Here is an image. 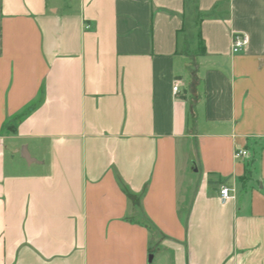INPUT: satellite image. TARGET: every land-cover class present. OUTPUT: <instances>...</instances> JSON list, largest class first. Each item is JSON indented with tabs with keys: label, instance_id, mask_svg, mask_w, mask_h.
<instances>
[{
	"label": "crops",
	"instance_id": "0c3cea01",
	"mask_svg": "<svg viewBox=\"0 0 264 264\" xmlns=\"http://www.w3.org/2000/svg\"><path fill=\"white\" fill-rule=\"evenodd\" d=\"M0 264H264V0H0Z\"/></svg>",
	"mask_w": 264,
	"mask_h": 264
},
{
	"label": "built area",
	"instance_id": "2783aa9c",
	"mask_svg": "<svg viewBox=\"0 0 264 264\" xmlns=\"http://www.w3.org/2000/svg\"><path fill=\"white\" fill-rule=\"evenodd\" d=\"M247 43V37L244 34H233L232 40H231V51L237 52L240 51ZM174 92L178 91V83L175 81L172 87ZM245 154V150L243 149H237L234 152L235 157H239L241 155ZM231 189H229L226 186H221L219 190V196L221 200L225 201L229 198H232V194L230 193Z\"/></svg>",
	"mask_w": 264,
	"mask_h": 264
},
{
	"label": "trees",
	"instance_id": "16d2710c",
	"mask_svg": "<svg viewBox=\"0 0 264 264\" xmlns=\"http://www.w3.org/2000/svg\"><path fill=\"white\" fill-rule=\"evenodd\" d=\"M31 109V105H29L26 109H25V115L28 113V111H30ZM239 179H245V176L240 177ZM133 207L135 208V210H139V206H137V204H133ZM142 218L141 223L147 228L149 234H150V238L152 239V237L157 233V229L155 228V226L153 225V223L146 218L144 215Z\"/></svg>",
	"mask_w": 264,
	"mask_h": 264
},
{
	"label": "water",
	"instance_id": "95a60500",
	"mask_svg": "<svg viewBox=\"0 0 264 264\" xmlns=\"http://www.w3.org/2000/svg\"><path fill=\"white\" fill-rule=\"evenodd\" d=\"M28 152L27 150L25 149V146H23L22 150H21V156L26 160V161H31V158L28 156ZM151 258H152V254H149L148 255V261L150 262L151 261Z\"/></svg>",
	"mask_w": 264,
	"mask_h": 264
},
{
	"label": "rangeland",
	"instance_id": "374dc122",
	"mask_svg": "<svg viewBox=\"0 0 264 264\" xmlns=\"http://www.w3.org/2000/svg\"><path fill=\"white\" fill-rule=\"evenodd\" d=\"M156 238H159L157 233L152 237V241Z\"/></svg>",
	"mask_w": 264,
	"mask_h": 264
}]
</instances>
